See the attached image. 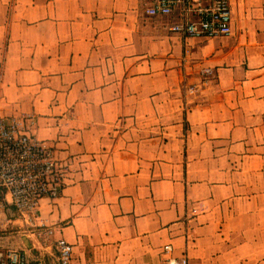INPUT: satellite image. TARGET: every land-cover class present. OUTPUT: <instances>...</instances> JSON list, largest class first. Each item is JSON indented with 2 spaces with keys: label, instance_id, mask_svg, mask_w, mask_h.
Listing matches in <instances>:
<instances>
[{
  "label": "crops",
  "instance_id": "0c3cea01",
  "mask_svg": "<svg viewBox=\"0 0 264 264\" xmlns=\"http://www.w3.org/2000/svg\"><path fill=\"white\" fill-rule=\"evenodd\" d=\"M153 1L0 0V115L66 168L31 223L0 194L21 229L0 248L29 264H59L57 238L70 264H264V0H229L212 37Z\"/></svg>",
  "mask_w": 264,
  "mask_h": 264
},
{
  "label": "built area",
  "instance_id": "2783aa9c",
  "mask_svg": "<svg viewBox=\"0 0 264 264\" xmlns=\"http://www.w3.org/2000/svg\"><path fill=\"white\" fill-rule=\"evenodd\" d=\"M177 12L178 20L170 30L191 37L229 36L231 8L229 0H154L147 8L149 15H171ZM23 119L0 115V194L17 216L31 223L36 217L40 201L57 198L63 186L66 168L59 164L54 148L38 139L25 128ZM8 199V200H7ZM5 204V202H4ZM0 203V213L4 212ZM11 219L0 222V236L17 232L9 230ZM13 224V223H12ZM36 236L49 242L53 227L35 223ZM59 264H70L72 245L64 238L55 240ZM171 250L164 246L165 253ZM0 264H29L27 255L19 248H0ZM162 264H191L188 257L168 256Z\"/></svg>",
  "mask_w": 264,
  "mask_h": 264
},
{
  "label": "rangeland",
  "instance_id": "374dc122",
  "mask_svg": "<svg viewBox=\"0 0 264 264\" xmlns=\"http://www.w3.org/2000/svg\"><path fill=\"white\" fill-rule=\"evenodd\" d=\"M5 218H8V219H15V217H12L11 215H6L4 212L3 213H0V222H4V220H5ZM12 223H10L9 225H8V229L11 231V230H13V231H15V228H13V225H11ZM21 232V229H17V232H15V233H13V236L14 237H18V234ZM8 234L10 235V233H9V231H8ZM41 239V238H40ZM41 240H43V239H41ZM45 242V241H44ZM33 261H30V264H36L37 262H38V264L40 263L39 261H37V260H34V259H32ZM44 260H45V263L46 264H49L48 262H47V260L44 258ZM41 261V263L42 264H44V261L43 260H40ZM40 263V264H41Z\"/></svg>",
  "mask_w": 264,
  "mask_h": 264
}]
</instances>
